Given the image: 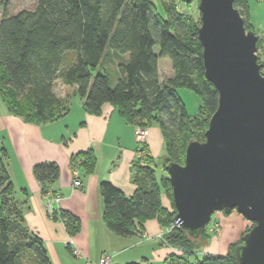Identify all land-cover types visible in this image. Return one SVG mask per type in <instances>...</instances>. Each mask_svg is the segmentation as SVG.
Segmentation results:
<instances>
[{
    "label": "trees",
    "instance_id": "16d2710c",
    "mask_svg": "<svg viewBox=\"0 0 264 264\" xmlns=\"http://www.w3.org/2000/svg\"><path fill=\"white\" fill-rule=\"evenodd\" d=\"M160 1V11L153 0H37L31 10L8 14L4 9L0 17V96L8 110L26 122L53 121L69 106L54 91L59 80L76 87L87 112L98 113L103 103L110 102L136 126L157 124L164 143V174L156 175L145 143L144 154L132 165L135 190L131 196L102 180L99 190L106 226L119 235H131L142 230L144 221L155 218L169 228L161 243L176 251L162 264H239L234 246L242 237L225 254H206L195 263L188 262L186 257L194 254L198 239L207 237L208 231L205 228L193 238L173 222L176 208L165 164L183 163L188 141L204 139L208 120L217 108L218 91L204 75L197 33L200 20L188 10L191 3ZM249 1L233 0L246 29L252 27ZM260 42L258 38L257 46ZM68 50L74 51L73 58L66 57ZM160 57L171 61L172 74L164 79L158 71ZM106 61L108 66L101 72L98 67ZM110 64L117 66L114 81L108 73ZM179 87L202 97L196 114H188ZM6 156L0 146V264H52L41 239L23 225L24 202L14 197ZM95 160L91 149L70 158L87 173L92 172ZM32 172L42 192H47L60 170L55 162L46 161L34 164ZM162 193L169 207L163 206ZM59 217L70 235L79 230L75 215L61 210Z\"/></svg>",
    "mask_w": 264,
    "mask_h": 264
},
{
    "label": "crops",
    "instance_id": "0c3cea01",
    "mask_svg": "<svg viewBox=\"0 0 264 264\" xmlns=\"http://www.w3.org/2000/svg\"><path fill=\"white\" fill-rule=\"evenodd\" d=\"M158 71L160 74L159 59ZM70 87L68 90L67 85L56 80L54 91L69 106L63 116L48 122H26L8 110L0 96V146L6 149L5 163L14 197L24 202L23 225L41 239L52 264H99L105 254L111 256V264H162L168 254L176 251L161 243L159 233L163 228L155 218L144 221L142 230L131 235L113 232L103 220L104 203L99 190L102 180L110 181L127 196L134 193L136 125L128 122L110 102L103 103L98 113L87 112L76 87ZM145 127L147 150L154 159L164 151L163 137L157 124ZM87 149L96 158L89 173L70 161L72 155ZM46 161L55 162L60 172L48 191L42 192L32 168ZM76 170L80 185L73 184ZM160 170L164 174L162 165ZM161 201L163 206H170L164 193ZM61 210L78 217L80 227L74 235L67 232L59 217ZM236 216L219 215L220 228L213 234L217 243L226 236L218 250L221 254L238 239V230L246 228L247 222L241 223Z\"/></svg>",
    "mask_w": 264,
    "mask_h": 264
},
{
    "label": "water",
    "instance_id": "95a60500",
    "mask_svg": "<svg viewBox=\"0 0 264 264\" xmlns=\"http://www.w3.org/2000/svg\"><path fill=\"white\" fill-rule=\"evenodd\" d=\"M197 8L204 75L218 91V104L204 139L188 141L184 162L165 164L173 222L197 238L213 212L235 210L253 223L234 246L236 261L264 264V74L258 35L245 28L233 0H198Z\"/></svg>",
    "mask_w": 264,
    "mask_h": 264
},
{
    "label": "rangeland",
    "instance_id": "374dc122",
    "mask_svg": "<svg viewBox=\"0 0 264 264\" xmlns=\"http://www.w3.org/2000/svg\"><path fill=\"white\" fill-rule=\"evenodd\" d=\"M153 1L155 2L157 10L160 11L162 9L161 1L160 0H153ZM36 2L37 0H0V17L4 9L6 10L8 14H15L23 9H27V10L33 9L35 7ZM189 2L191 4L188 10L191 12L194 19L200 20V13L197 8L198 0H190ZM178 3H179V6L177 7L179 9L181 8L182 4L180 2ZM248 13H249V21L252 24V27L250 29L253 30L258 35V38L261 41L260 44L257 46L258 47L257 56H258V62L263 65L261 67V72L262 74H264V0H250ZM154 50L157 52L158 47L155 46ZM66 57L68 59L73 58L74 51L68 50ZM159 65H160V76L162 79L171 75V61L168 57H160ZM107 66H108V61L104 62L102 66H99L98 70L103 72L104 68ZM95 72H97V70H94L93 74H95ZM108 73L110 76V80L114 81L117 76L116 64L110 66V68L108 69ZM67 86L69 87L68 90H71V87L69 85ZM177 92L179 96L181 97V99L183 100L188 114L190 115L196 114L197 111L202 106V103H203L202 97L198 93L194 92L193 90L187 87H179ZM163 156H164V151H162L159 155H156L154 158L155 159V171H156L157 176H160L162 173V170H160V167L162 164ZM230 213L231 215H235V216L237 215L236 216L237 218H241V223H242V220L244 221V223L247 222V225L245 228L246 230L244 228L238 230L239 235H238V239H236L237 241L243 236V233L245 231L251 228L253 223L246 220L242 215L237 213L235 210H233ZM230 213H225L224 211H215L212 213L211 218L206 226V230L208 231V236L205 238L198 239V244L197 246H195L194 254L188 255L186 257L188 262L195 263L197 260L201 259L206 254H221L218 252V250L221 246H223L226 236H224V239L220 238V242L217 243L215 239V235L212 232H209L210 229L208 230V228H210V226L215 223V220L216 222L218 221L220 223L219 215L228 216L230 215ZM218 222L217 224H218V230H219L220 225ZM162 228L163 229L161 233L169 229L167 227H162ZM159 237H160V233H159ZM160 238L162 239V237ZM142 250L144 251V248ZM136 251L137 253H140V250H136Z\"/></svg>",
    "mask_w": 264,
    "mask_h": 264
},
{
    "label": "built area",
    "instance_id": "2783aa9c",
    "mask_svg": "<svg viewBox=\"0 0 264 264\" xmlns=\"http://www.w3.org/2000/svg\"><path fill=\"white\" fill-rule=\"evenodd\" d=\"M146 138H147V129L144 126L138 125L136 126L135 129V139L137 142V157H141L144 152L141 150L143 145L146 143ZM73 184L74 185H80V179L78 177L77 170L74 171V178H73ZM212 231H218V224L215 221L213 225L210 226L209 228ZM164 233V232H163ZM163 233H160V237L162 236ZM99 264H111V256L109 254L103 255L100 260Z\"/></svg>",
    "mask_w": 264,
    "mask_h": 264
},
{
    "label": "bare ground",
    "instance_id": "6f19581e",
    "mask_svg": "<svg viewBox=\"0 0 264 264\" xmlns=\"http://www.w3.org/2000/svg\"><path fill=\"white\" fill-rule=\"evenodd\" d=\"M208 230H209V228H208ZM209 232L215 233L216 231L209 230Z\"/></svg>",
    "mask_w": 264,
    "mask_h": 264
}]
</instances>
